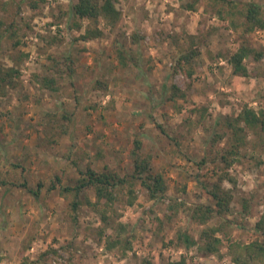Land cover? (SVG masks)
Wrapping results in <instances>:
<instances>
[{
    "label": "rangeland",
    "instance_id": "1",
    "mask_svg": "<svg viewBox=\"0 0 264 264\" xmlns=\"http://www.w3.org/2000/svg\"><path fill=\"white\" fill-rule=\"evenodd\" d=\"M75 1L0 0V18L7 24L14 21L16 29V36L4 34L1 40L0 64L20 70L16 86L6 85L0 93V156H5L0 179L27 182V187L0 184V264H142L144 259L166 264L179 257L184 264H237L228 244L262 238L254 225L264 212V150L250 130L241 148L248 155L238 156L230 171L235 184L222 182L233 192L231 211L207 223L229 222L225 231L217 232L222 239L219 250L205 253L197 245L186 247L175 242V233L186 228L197 237L205 226L189 219L188 207L212 201L201 186L216 180L213 171L219 163H196L208 149L220 151L225 140L214 148L208 141L217 131L225 133L218 119L235 114L244 103L264 109V28L247 32L241 25L225 30L216 7L205 0L191 10L183 5L192 0H117L120 20L110 27L99 18L96 27L102 34L84 40L81 35L90 21L71 14ZM234 1L237 8L231 12L238 22L243 21L237 12L243 3L255 1L264 7V0ZM167 22L176 25L177 33L162 25ZM134 30L143 35L137 46L129 38ZM169 33L183 37L173 42ZM188 35H198L195 69L190 77L181 71L171 75L172 63L188 48ZM16 39L19 43L12 46ZM241 42L261 52L258 59H245V77L232 74L227 61ZM114 45L132 53L127 66L121 68ZM150 46L153 52H148ZM65 51L72 54L73 73L57 80V91L41 88L32 74L62 61ZM100 51L106 56L102 60L97 58ZM20 53L26 56L13 62ZM164 80L176 84L184 96L167 100L170 92L162 86ZM63 112L70 119L63 118ZM63 127L65 134L60 132ZM135 136L142 141V154L151 156L152 171L167 182L163 198L147 199L136 183L135 200L127 204L123 191L109 213L110 223L86 205L72 222L66 215L68 199L47 187L56 176L61 184L72 185L78 168L84 171L86 166L129 173ZM38 180L42 187L36 200L28 187L35 188ZM86 193L92 200L93 191ZM179 202L183 205H175ZM117 221L127 223L132 243L125 255L120 248L104 252L98 242L100 229L110 233ZM69 242L72 248H60ZM54 246L55 254L49 249Z\"/></svg>",
    "mask_w": 264,
    "mask_h": 264
},
{
    "label": "trees",
    "instance_id": "2",
    "mask_svg": "<svg viewBox=\"0 0 264 264\" xmlns=\"http://www.w3.org/2000/svg\"><path fill=\"white\" fill-rule=\"evenodd\" d=\"M198 0H192L189 3L183 5L187 10L194 8V4ZM207 6L216 7V13L222 19L221 21L223 29L227 30L229 26L236 29L237 26H243V30L252 32L255 29L264 28V7L255 1H248L242 4V7L238 9V15L242 16L243 21L238 22L232 9L237 8V4L234 0H205ZM117 0H76L71 6V14L78 18H88L90 24L85 26L81 38L89 40L96 38L102 34L101 29L96 27L99 18L105 20L106 24L110 27L114 26L121 17L120 9L115 5ZM225 20H227L225 22ZM93 25V26H92ZM15 23H5L0 18V44L5 35L16 36ZM78 26V25H77ZM199 29H202L200 26ZM205 35H208L205 34ZM172 36H177L174 34ZM130 43L132 45H138L143 35H140L136 30L130 33ZM188 48L182 51L174 63L171 65L170 74L173 75L179 71L183 72L186 76L190 77L195 69L193 60L199 54V45L197 44L198 35H188ZM196 40V41H195ZM19 43L16 39L12 41L11 45L15 46ZM116 50V59L118 60L121 68L127 66L129 62L127 50L121 48L122 45H114ZM0 45V52H1ZM100 57L98 60L105 58L104 52L100 51ZM71 53L65 51L62 61H53L52 65H47L45 72L42 74H32V78L43 89H49L51 91H57L60 88L58 79L63 78L64 74L71 75L73 73L74 65ZM26 56L25 53H20L13 62H19L22 57ZM261 56V52L253 49L248 44L241 42L237 48L231 52L227 61L231 66V72L238 76H248L247 67L245 65V59L252 58L258 59ZM96 58V60H97ZM133 58V57H132ZM48 59H53L52 55H48ZM97 60V61H98ZM63 62V63H60ZM131 63V62H130ZM63 64V66H59ZM20 76V70L11 65L10 67H3L0 64V93H3L4 87H15L18 78ZM164 89L169 91L167 100H174L176 95L184 96L182 91L176 84L171 83L169 85L163 84ZM178 110V109H177ZM63 118L70 119V115L63 112ZM223 119L217 121L219 126L225 128V133L217 131L210 135L208 141L213 148L224 143L220 148V151L213 153L211 149H208L206 154L196 163L198 167H203L208 161L218 162V170H214L216 180L211 184H203L201 187L208 199L211 202L197 203L192 207H188L189 219L193 222L204 224L205 226L200 230L199 235L195 237L188 229L180 228L175 233V242L189 247L191 245H197L198 249L203 250L205 253L218 251L221 245L222 239L217 235L219 231H225V227L229 224L227 219H222L219 223H213L207 225V223L215 216H223L229 213L230 203L232 201V190L230 188H224L222 185L223 180H227L230 183L235 184V178L231 175L230 171L232 165L236 162L238 156H240L241 148L246 146L248 142V130H250L259 141V146L264 150V109L258 108L257 110L244 103L235 114L228 113L222 117ZM160 127V125H159ZM65 127L60 131L61 134H65ZM227 131V135H226ZM163 132V130H162ZM226 136V137H225ZM132 154V169L127 174H120L115 170L104 166L101 170H95L90 166H86L85 170L78 168L79 175L73 177L72 185L61 184L59 176L55 177V181H52L47 187L48 191L57 190L58 193L67 198V212L66 215L72 222L77 221L78 212L82 206L86 205L91 207L94 212L100 216V220L105 223H110V212H114V203L120 198L121 193L127 190V204H132L136 197V183L145 191V196L149 200L156 201L162 199L165 191L167 190V182L160 172H153L150 165L151 156L148 154H142L141 152V139L135 136L133 139ZM211 157H207L210 156ZM243 156L248 155L243 153ZM255 156L254 154L251 155ZM258 156V155H257ZM255 156V157H257ZM5 159V156H0V162ZM12 167H18L19 164L11 163ZM0 184H10L13 186L27 187V182L24 178L19 182L7 181L0 179ZM59 184V185H57ZM42 182L37 181L36 187H28L31 195L38 200L40 198V189ZM87 190L93 191V199L91 200L86 193ZM183 205L182 202L175 203V205ZM171 207V205H170ZM1 208V207H0ZM246 206L244 205L243 211L245 212ZM107 223V224H108ZM77 224V223H76ZM254 228L261 233V239H253L249 242H230L228 248L230 249V257L237 264H257L264 260V212L255 222ZM110 233H106L104 229H100L98 242L102 244L101 249L104 252H111L115 248H120L125 255L132 249V243L129 239V233L127 230V223L124 221H117L110 226ZM228 237V236H226ZM173 240H170L172 242ZM69 245V246H67ZM67 245H61V249L72 248V243ZM52 253H56V247L49 248ZM47 252L41 253V256ZM73 251L70 250L69 257H73ZM142 264H152L151 261L144 259ZM166 264H184V259L179 257L175 260L169 261Z\"/></svg>",
    "mask_w": 264,
    "mask_h": 264
},
{
    "label": "crops",
    "instance_id": "3",
    "mask_svg": "<svg viewBox=\"0 0 264 264\" xmlns=\"http://www.w3.org/2000/svg\"><path fill=\"white\" fill-rule=\"evenodd\" d=\"M187 12H189V11H187ZM192 12H194V11H192ZM178 14L177 13H174V17L175 16H177ZM172 24V25H171ZM162 25H164V26H168V30L170 31V32H176L177 33V31H176V25L174 24V23H169V22H167V23H165V24H163L162 23ZM175 25V26H174ZM153 28H155V25H153ZM160 28H162L163 29V27H159V26H157V29L159 30ZM165 28V27H164ZM197 28V27H196ZM156 29V28H155ZM167 30V31H168ZM167 31H162V32H164V34H166V32ZM160 34H163V33H161V31L159 32ZM172 34V33H171ZM170 33L168 34L169 35V38L171 37V41H176L177 39H178V41H180L181 39H182V34H177V36H175V37H173L172 35H171ZM165 36V35H164ZM166 37H167V35H166ZM148 38V37H147ZM173 39V40H172ZM171 41L169 42V44H171ZM178 44V43H177ZM149 49V51L148 52H153V50H152V47L150 46V47H148ZM161 57V60L162 61H164V59L162 58V55H160ZM164 74H166V73H164ZM165 82V80L162 82L161 81V84H163ZM223 105H225V104H223Z\"/></svg>",
    "mask_w": 264,
    "mask_h": 264
}]
</instances>
